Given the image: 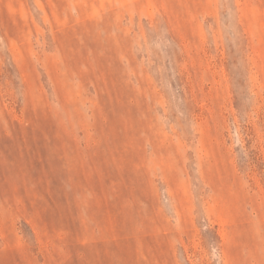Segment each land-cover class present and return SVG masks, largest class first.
<instances>
[{
    "label": "rangeland",
    "instance_id": "rangeland-1",
    "mask_svg": "<svg viewBox=\"0 0 264 264\" xmlns=\"http://www.w3.org/2000/svg\"><path fill=\"white\" fill-rule=\"evenodd\" d=\"M0 264H264V0H0Z\"/></svg>",
    "mask_w": 264,
    "mask_h": 264
}]
</instances>
